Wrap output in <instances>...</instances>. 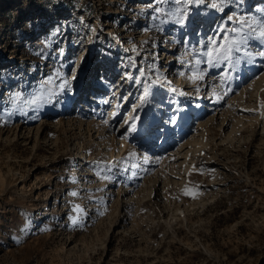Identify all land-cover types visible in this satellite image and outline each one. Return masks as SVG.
Wrapping results in <instances>:
<instances>
[{
	"label": "rangeland",
	"instance_id": "1",
	"mask_svg": "<svg viewBox=\"0 0 264 264\" xmlns=\"http://www.w3.org/2000/svg\"><path fill=\"white\" fill-rule=\"evenodd\" d=\"M255 2L0 0V264H264ZM219 8L245 16L218 30ZM100 79L108 103L85 102ZM143 138L186 163L143 162Z\"/></svg>",
	"mask_w": 264,
	"mask_h": 264
},
{
	"label": "bare ground",
	"instance_id": "2",
	"mask_svg": "<svg viewBox=\"0 0 264 264\" xmlns=\"http://www.w3.org/2000/svg\"><path fill=\"white\" fill-rule=\"evenodd\" d=\"M255 5H256V7L255 8H258V7H260V8H262L263 6H264V4H262V2L260 3V2H255ZM143 7H145V6H143ZM222 9L221 8H219V15H221L222 14V18L224 17L225 19H224V21H222V22H220V24H219V28H218V30H220L221 28H222V30H226V28L225 27H229V24L228 23H231V22H233V21H236V20H240V18L241 17H243V16H245V12L241 15L240 14V12L238 11V10H236V8L234 9V10H231V11H229V13H227V15H224L223 14V12L221 11ZM233 17V19L232 20H229V17ZM228 23H227V22ZM226 22V23H225ZM254 27V26H253ZM221 30V31H222ZM202 52V51H201ZM163 54V53H162ZM199 54H201V53H199ZM195 55V54H194ZM193 56V55H192ZM170 61H168V62H166V66L168 65V63H169ZM165 69H163V71H164ZM166 70H169V68H167ZM177 70V69H176ZM172 73V72H171ZM171 73L169 74V75H171ZM176 73H177V71H176ZM124 74H125V76H126V72H124ZM257 74H255V75H253L252 77H255ZM44 76V75H43ZM43 76H41V78L43 77ZM46 76V75H45ZM179 76V74L177 73V77ZM264 76V75H263ZM192 77V76H191ZM259 77V76H258ZM257 77V78H258ZM127 78H129V75H127ZM210 78V77H209ZM180 80H182L181 78H180ZM190 80V79H189ZM256 80V78L255 79H253V81L252 82H254ZM264 81V80H263ZM192 82V81H191ZM252 82H250L249 84H247L248 85V87L249 86H251L253 83ZM179 85H181V82L179 83ZM110 86V84H108L107 83V81H105V80H102V79H100V80H97V82H96V86H95V89H93V91H94V93L92 94V96L91 97H86L85 98V102H87V103H90V102H103V101H106V96H104V95H102L101 93H100V91H97L96 92V88H98L99 90H103L104 88H105V90H106V88H107V90L109 89V88H111L112 87V84H111V86ZM120 86H121V84H119L118 86H117V88H120ZM109 87V88H108ZM252 87V86H251ZM254 88H255V91L254 92H256L257 90H258V85L257 86H254ZM213 89H214V86L212 85V83H209V90L207 91V92H205L206 93V97H208L209 95H210V97L209 98H207V99H205L204 101L205 102H208V101H211L210 102V104H213L214 103V100L212 101V99H213V97H214V99H215V93H213ZM252 89H253V87H252ZM251 89V90H252ZM246 90V89H245ZM144 92H145V94H147V95H150V90H148L147 89V87H144V90H143ZM6 96H16V91H15V89H10V88H8V89H6ZM15 94V95H14ZM255 93H253V95H254ZM20 95V94H19ZM13 100H15V99H13ZM105 103V102H104ZM79 105L81 106V102H79ZM134 107V106H133ZM133 107H132V109H133ZM159 107H161V106H159ZM159 107H157V108H159ZM9 109H11V107H9ZM85 109H87V108H85ZM162 109V108H161ZM208 109V108H207ZM210 109V108H209ZM132 111V110H131ZM177 111V110H176ZM212 111V110H211ZM159 112H161L160 111V108L159 109H157L156 110V115L157 116H159ZM221 112V111H220ZM130 113L131 112H128L127 113V115H126V119L125 120H127V118L129 117V115H130ZM213 114V113H212ZM155 115V114H154ZM166 115H168L167 117H166ZM222 115V114H221ZM157 116H155V117H157ZM160 117V116H159ZM175 118H176V115H175V113L173 114V113H170V111H167L166 113H165V116H164V118H162L161 119V121H163V124L161 125V127L162 126H165V125H167V124H169L168 122H170V120H172V122L175 120ZM137 119H139V117L137 118ZM108 120V119H107ZM125 120L120 124V126H119V128L122 126V125H125L126 123H125ZM79 121V123H78V125L77 126H81L82 125V121H80V120H78ZM84 121V120H83ZM131 121V120H130ZM129 121V122H130ZM152 121V120H151ZM151 121H150V124H151ZM208 121H210L211 122V119L210 120H208ZM208 121H206V122H208ZM213 122V121H212ZM91 123H93V122H91ZM90 122L88 123V124H86L88 127H91L90 125H92ZM84 124V123H83ZM133 126H134V128L136 129V130H138V128H141V127H143V126H139V125H137V124H135V123H131ZM201 124H203V125H205L206 123H201ZM172 125V124H171ZM220 125H226V123H225V120L224 119H221V124ZM204 127V126H203ZM93 128H96L95 130H96V132L98 131V133H103L102 132V127L100 126H93ZM102 128V129H101ZM122 128H123V126H122ZM144 128V127H143ZM171 128V127H170ZM90 129V128H89ZM121 129V128H120ZM167 129V128H166ZM202 129V128H201ZM141 130V129H140ZM142 131V130H141ZM139 132V131H138ZM153 132V131H152ZM169 132V131H168ZM141 133V132H140ZM145 133H147V132H145ZM167 133V132H166ZM166 133H164V135L166 134ZM101 134H98V135H101ZM150 134V133H149ZM168 134V133H167ZM143 135V134H142ZM141 135V136H142ZM152 135V134H151ZM170 135V134H169ZM136 136V135H135ZM140 136V135H139ZM138 135L136 136V137H139ZM109 137L110 136H108V135H106V134H103V136L100 138V139H102V141L101 142H103L104 144H111L112 143V145H113V147H115V149H116V146H115V139L114 138H112V137H110V139H109ZM152 137V136H151ZM97 139V138H96ZM167 138H164L163 140H162V142L163 143H165V145H166V141L164 142V140H166ZM196 141V139H195V136H193L192 138H190V140H187V142H184V143H182L180 146L182 147L183 145H185L186 143H194ZM108 142H111V143H108ZM161 142V143H162ZM119 143H120V148L121 149H123L122 147H124L125 149V151H131L132 152V150L134 149L132 146H134V145H130V144H126L125 143V140L124 139H120L119 140ZM138 147L136 148L137 150H139L140 152H139V155H141V160L143 161V162H146V160H148V159H150L149 161H151L153 164L152 165H155V163L157 162V164H161V165H163V163H165V162H167V161H170V159H172L173 157H179L180 155H182L183 153H181V152H177V153H171L170 154V152H169V154H170V156H168V154H164V152L165 151H163V150H160V151H158V152H152V151H154V150H152L151 148H150V146L148 145V143H146L145 142V139L143 138V140H141L140 142L138 141ZM168 144V143H167ZM187 145V144H186ZM163 147V146H162ZM165 147H167V146H165ZM133 148V149H132ZM159 150V149H158ZM113 152H114V150H113ZM113 152L111 151V153L113 154ZM119 153V152H118ZM188 154H189V152L188 151H186L184 154H183V156L185 157V159L182 161V162H180V163H186V160H187V156H188ZM174 155V156H173ZM123 156V155H122ZM174 159V158H173ZM121 160V159H120ZM159 166V165H158ZM173 166H174V164H173ZM186 167V166H185ZM173 168V167H172ZM176 168V167H175ZM184 169V168H183ZM176 171V170H175Z\"/></svg>",
	"mask_w": 264,
	"mask_h": 264
},
{
	"label": "snow or ice",
	"instance_id": "3",
	"mask_svg": "<svg viewBox=\"0 0 264 264\" xmlns=\"http://www.w3.org/2000/svg\"><path fill=\"white\" fill-rule=\"evenodd\" d=\"M212 7H216V4H213ZM232 19H233V17L230 16V17H229V20H232ZM242 19H243V18H241V20H242ZM237 22L240 23L241 21H237ZM181 23H183V21H181ZM249 27H250V26H249ZM231 31H232V32H237V31H239V29H237V28H233V29H231ZM254 32H255V29H251V28H250L249 35H248V37H246V39H250L251 36H252V34H253ZM259 35H260L261 37H264V25H262ZM224 39L227 40V39H228L227 36H225ZM210 43L215 44L216 41L213 39V40H210ZM230 43H235V41H231ZM216 51H219V49H216ZM206 55H207V56L209 57V59L211 60L212 57H213V49H212V48H209V50H208V52L206 53ZM260 55H261V56H264V52H261ZM45 83H48V81H46ZM69 83H70V82H69L68 80H65V81L63 82V84L61 85V87L63 88L65 85H69ZM16 95L18 96L19 93H17ZM146 96H147V94H145V96H142V97H141V102H142V103L145 102V100H146ZM33 103H35V101H33ZM105 103H108V101H105ZM129 119H136V118H135V117H129ZM125 123L127 124L128 121L125 120ZM134 130H135L134 126H132V127H130V128L128 129V131H134ZM129 155H131V154H129ZM109 163H111V162H109ZM75 194H76V193H73V195H75ZM186 194H187V193H186Z\"/></svg>",
	"mask_w": 264,
	"mask_h": 264
}]
</instances>
